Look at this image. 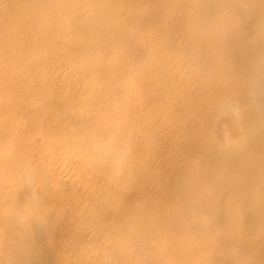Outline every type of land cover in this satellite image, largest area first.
Segmentation results:
<instances>
[{"label": "bare ground", "instance_id": "bare-ground-1", "mask_svg": "<svg viewBox=\"0 0 264 264\" xmlns=\"http://www.w3.org/2000/svg\"><path fill=\"white\" fill-rule=\"evenodd\" d=\"M0 264H264V0H0Z\"/></svg>", "mask_w": 264, "mask_h": 264}]
</instances>
